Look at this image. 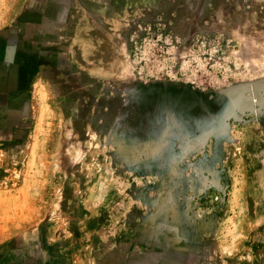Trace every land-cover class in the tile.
I'll use <instances>...</instances> for the list:
<instances>
[{
    "label": "rangeland",
    "instance_id": "1",
    "mask_svg": "<svg viewBox=\"0 0 264 264\" xmlns=\"http://www.w3.org/2000/svg\"><path fill=\"white\" fill-rule=\"evenodd\" d=\"M0 264H264V0H0Z\"/></svg>",
    "mask_w": 264,
    "mask_h": 264
}]
</instances>
